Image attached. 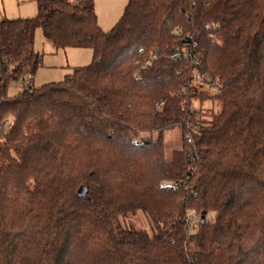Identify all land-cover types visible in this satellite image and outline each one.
I'll use <instances>...</instances> for the list:
<instances>
[{"label":"trees","instance_id":"trees-1","mask_svg":"<svg viewBox=\"0 0 264 264\" xmlns=\"http://www.w3.org/2000/svg\"><path fill=\"white\" fill-rule=\"evenodd\" d=\"M33 1L0 17V264H264V0H128L107 32L93 0ZM38 28L90 64L34 87Z\"/></svg>","mask_w":264,"mask_h":264},{"label":"rangeland","instance_id":"rangeland-1","mask_svg":"<svg viewBox=\"0 0 264 264\" xmlns=\"http://www.w3.org/2000/svg\"><path fill=\"white\" fill-rule=\"evenodd\" d=\"M127 2L128 0H93L95 15L101 30L107 32L116 24ZM36 13L37 8L33 0H0V17L25 19L35 17ZM33 49L42 56L41 65L32 77L33 86L36 88L61 82L65 76L72 72V69L87 66L91 62L92 53L90 50L56 49L43 37L39 28L35 31ZM21 90V83H9L7 95L9 97L16 96ZM192 105L202 112L203 118L206 120L220 110V105L215 100H194ZM162 136L164 158L166 161H170L172 153L179 150L182 145L180 130L178 128L165 130ZM152 137L156 139L157 133H153ZM152 223L141 212H136L134 215L120 220V224L124 228H132L149 234H151Z\"/></svg>","mask_w":264,"mask_h":264},{"label":"built area","instance_id":"built-area-1","mask_svg":"<svg viewBox=\"0 0 264 264\" xmlns=\"http://www.w3.org/2000/svg\"><path fill=\"white\" fill-rule=\"evenodd\" d=\"M174 33L177 34V35H180V29H178V28L175 29ZM191 46L192 45L190 43L184 42L183 46L181 48L177 47V48L173 49V52L169 55V58L174 60V61L182 59V58H184L185 61L193 60L195 58V55L191 52V49H192ZM135 63L137 64V62H135ZM152 63H153V56L150 59H146L144 61L143 66H148L149 67V66L152 65ZM28 85H30V80H29V76L26 75L24 77L23 86H28ZM7 123H8L7 121L3 122V126H6ZM171 188L173 190H179L180 187H179L178 184H173V185H171ZM187 222H188V225H189L188 227H190L192 225L194 226L197 223V219L193 218V217H189L187 219Z\"/></svg>","mask_w":264,"mask_h":264},{"label":"water","instance_id":"water-1","mask_svg":"<svg viewBox=\"0 0 264 264\" xmlns=\"http://www.w3.org/2000/svg\"><path fill=\"white\" fill-rule=\"evenodd\" d=\"M81 191H83L82 194H81ZM77 193H78V195H80V194H81V195H84V193H85V189H84L83 187H80ZM200 216H201V217H200L201 223H203L204 218H205V212L203 211V212L201 213Z\"/></svg>","mask_w":264,"mask_h":264}]
</instances>
